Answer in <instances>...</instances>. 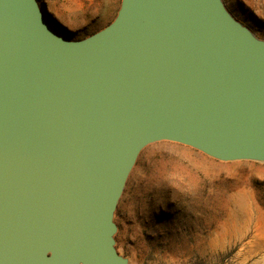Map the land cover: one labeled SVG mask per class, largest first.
Segmentation results:
<instances>
[{"label": "water", "instance_id": "water-1", "mask_svg": "<svg viewBox=\"0 0 264 264\" xmlns=\"http://www.w3.org/2000/svg\"><path fill=\"white\" fill-rule=\"evenodd\" d=\"M161 140L264 161V41L221 0H121L75 41L0 0V264H127L113 213Z\"/></svg>", "mask_w": 264, "mask_h": 264}, {"label": "rangeland", "instance_id": "rangeland-1", "mask_svg": "<svg viewBox=\"0 0 264 264\" xmlns=\"http://www.w3.org/2000/svg\"><path fill=\"white\" fill-rule=\"evenodd\" d=\"M68 40L111 23L121 0H36ZM264 41V0H221ZM116 252L127 264H264V161H223L191 146L146 145L113 213Z\"/></svg>", "mask_w": 264, "mask_h": 264}]
</instances>
